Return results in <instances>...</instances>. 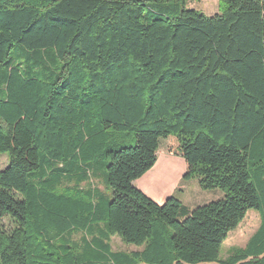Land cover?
<instances>
[{"label":"trees","instance_id":"16d2710c","mask_svg":"<svg viewBox=\"0 0 264 264\" xmlns=\"http://www.w3.org/2000/svg\"><path fill=\"white\" fill-rule=\"evenodd\" d=\"M218 5L0 0V264H264V0ZM168 138L223 199L133 185ZM249 210L259 229L220 258Z\"/></svg>","mask_w":264,"mask_h":264},{"label":"rangeland","instance_id":"374dc122","mask_svg":"<svg viewBox=\"0 0 264 264\" xmlns=\"http://www.w3.org/2000/svg\"><path fill=\"white\" fill-rule=\"evenodd\" d=\"M186 8L202 12L207 16L219 13L218 0H186ZM177 148L178 145L174 138L161 139L156 164L140 179L136 180L133 185L160 205L167 198L174 197L189 210L223 199L224 193L220 190L205 191L199 188L197 179H183L187 168L185 161L177 153ZM7 166V154H0V171L7 168ZM92 185L108 193L109 197H111V192L105 189V186L99 181L93 180ZM83 187H87V185ZM260 224L261 218L258 212L256 210H249L244 220L235 230L228 234L226 240L223 242L220 258L227 257L234 248H244L250 238L259 229ZM10 226L11 224L8 219L0 220L1 229H8ZM79 238L80 234L73 237L74 240H78ZM111 247L113 251L123 252L143 249V247L139 248L134 245L125 244L116 236L111 240Z\"/></svg>","mask_w":264,"mask_h":264},{"label":"crops","instance_id":"0c3cea01","mask_svg":"<svg viewBox=\"0 0 264 264\" xmlns=\"http://www.w3.org/2000/svg\"><path fill=\"white\" fill-rule=\"evenodd\" d=\"M189 203V202H188Z\"/></svg>","mask_w":264,"mask_h":264}]
</instances>
